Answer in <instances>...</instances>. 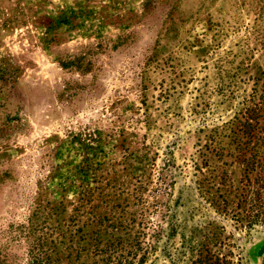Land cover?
Wrapping results in <instances>:
<instances>
[{
    "label": "rangeland",
    "instance_id": "374dc122",
    "mask_svg": "<svg viewBox=\"0 0 264 264\" xmlns=\"http://www.w3.org/2000/svg\"><path fill=\"white\" fill-rule=\"evenodd\" d=\"M0 264H264V0H0Z\"/></svg>",
    "mask_w": 264,
    "mask_h": 264
}]
</instances>
